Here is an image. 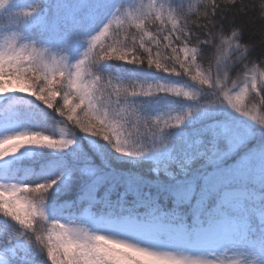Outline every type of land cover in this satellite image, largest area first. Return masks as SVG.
Segmentation results:
<instances>
[{"label": "snow or ice", "instance_id": "6c2138e0", "mask_svg": "<svg viewBox=\"0 0 264 264\" xmlns=\"http://www.w3.org/2000/svg\"><path fill=\"white\" fill-rule=\"evenodd\" d=\"M238 3L0 0V264H264Z\"/></svg>", "mask_w": 264, "mask_h": 264}, {"label": "trees", "instance_id": "16d2710c", "mask_svg": "<svg viewBox=\"0 0 264 264\" xmlns=\"http://www.w3.org/2000/svg\"><path fill=\"white\" fill-rule=\"evenodd\" d=\"M240 4L247 5V12L243 14H236L237 23L240 24L243 29V39L246 42H250L255 45L253 49L254 55L264 53V20H262V8L264 0H239L237 8ZM236 9H232L228 13L229 19L233 17ZM256 143L255 140L252 141Z\"/></svg>", "mask_w": 264, "mask_h": 264}]
</instances>
